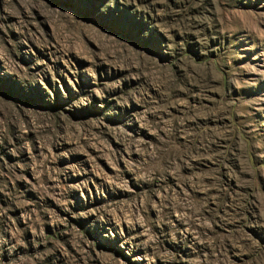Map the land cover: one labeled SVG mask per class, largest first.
Instances as JSON below:
<instances>
[{"label": "rangeland", "instance_id": "1", "mask_svg": "<svg viewBox=\"0 0 264 264\" xmlns=\"http://www.w3.org/2000/svg\"><path fill=\"white\" fill-rule=\"evenodd\" d=\"M0 264H264V0H0Z\"/></svg>", "mask_w": 264, "mask_h": 264}]
</instances>
